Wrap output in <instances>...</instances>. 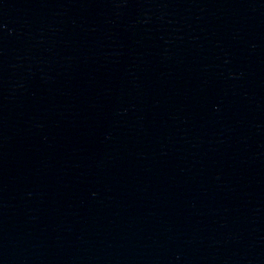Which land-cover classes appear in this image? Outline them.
<instances>
[{
  "label": "water",
  "instance_id": "1",
  "mask_svg": "<svg viewBox=\"0 0 264 264\" xmlns=\"http://www.w3.org/2000/svg\"><path fill=\"white\" fill-rule=\"evenodd\" d=\"M0 264H264V0H0Z\"/></svg>",
  "mask_w": 264,
  "mask_h": 264
}]
</instances>
